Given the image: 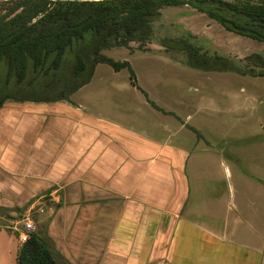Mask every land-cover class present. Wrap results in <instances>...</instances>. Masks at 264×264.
<instances>
[{"label": "crops", "instance_id": "crops-1", "mask_svg": "<svg viewBox=\"0 0 264 264\" xmlns=\"http://www.w3.org/2000/svg\"><path fill=\"white\" fill-rule=\"evenodd\" d=\"M72 97L0 109V264H17V219L36 208L62 264H264V155L227 161L241 138L215 124L224 110L123 124Z\"/></svg>", "mask_w": 264, "mask_h": 264}, {"label": "trees", "instance_id": "trees-1", "mask_svg": "<svg viewBox=\"0 0 264 264\" xmlns=\"http://www.w3.org/2000/svg\"><path fill=\"white\" fill-rule=\"evenodd\" d=\"M185 5L231 33L264 44V0H0V109L7 101L71 102L90 84L99 64L116 72L129 68L134 79L129 62H117L103 51L132 43L143 48L153 41L162 11ZM163 46L185 52L196 70L255 74V68L235 69L225 58L202 54L188 39L164 38ZM248 60L261 69L253 76L264 77V57L255 54ZM17 264L62 263L50 243L32 232Z\"/></svg>", "mask_w": 264, "mask_h": 264}, {"label": "rangeland", "instance_id": "rangeland-1", "mask_svg": "<svg viewBox=\"0 0 264 264\" xmlns=\"http://www.w3.org/2000/svg\"><path fill=\"white\" fill-rule=\"evenodd\" d=\"M164 38L188 39L202 54L225 58L235 69L255 68L253 75L261 72L248 58L255 54L264 57L263 43L227 31L189 5L167 7L155 23L152 42L143 48L132 43L127 48L103 51L117 62H129L135 78L129 68L116 72L107 64H99L92 82L73 95V102L76 100L85 109L123 124L180 126L195 109L200 112L210 109L216 113L224 110V115L216 114L215 124H226V135L241 138L240 143L225 146L228 151L236 148L241 154L240 160L235 162L228 156L226 159L233 165L239 164L242 171H250L254 157L264 155V148L257 144L264 137V77L253 76L249 71L243 75L196 70L190 67L185 52L167 50L163 46ZM147 97L175 117L152 113L155 111L147 103ZM250 97L251 103L248 102ZM219 116L223 118L220 121ZM199 121L197 117L192 123ZM212 135L219 143V136ZM39 212L38 208L25 210L17 220L31 214L37 232L44 224L37 223Z\"/></svg>", "mask_w": 264, "mask_h": 264}, {"label": "built area", "instance_id": "built-area-1", "mask_svg": "<svg viewBox=\"0 0 264 264\" xmlns=\"http://www.w3.org/2000/svg\"><path fill=\"white\" fill-rule=\"evenodd\" d=\"M18 240L21 245H24L30 238V234L35 232V223L31 218V214H26L20 221V228L18 227Z\"/></svg>", "mask_w": 264, "mask_h": 264}, {"label": "water", "instance_id": "water-1", "mask_svg": "<svg viewBox=\"0 0 264 264\" xmlns=\"http://www.w3.org/2000/svg\"><path fill=\"white\" fill-rule=\"evenodd\" d=\"M53 2H95V1H102V0H50Z\"/></svg>", "mask_w": 264, "mask_h": 264}]
</instances>
